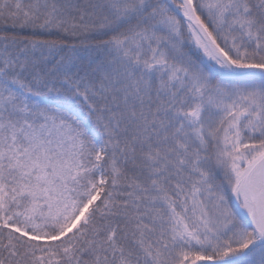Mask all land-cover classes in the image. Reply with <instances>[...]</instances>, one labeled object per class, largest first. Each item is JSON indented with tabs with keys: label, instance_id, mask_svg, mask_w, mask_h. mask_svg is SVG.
I'll return each mask as SVG.
<instances>
[{
	"label": "snow or ice",
	"instance_id": "snow-or-ice-1",
	"mask_svg": "<svg viewBox=\"0 0 264 264\" xmlns=\"http://www.w3.org/2000/svg\"><path fill=\"white\" fill-rule=\"evenodd\" d=\"M0 264H264V0H0Z\"/></svg>",
	"mask_w": 264,
	"mask_h": 264
},
{
	"label": "trees",
	"instance_id": "trees-1",
	"mask_svg": "<svg viewBox=\"0 0 264 264\" xmlns=\"http://www.w3.org/2000/svg\"><path fill=\"white\" fill-rule=\"evenodd\" d=\"M79 2L84 4L87 2V0H79ZM72 43L76 44L75 56L78 63L80 62V60L86 62L89 57H95L97 55V53L92 52L83 46H80L77 41H70L66 46L65 51L62 52L61 55H72V53L67 50V48L70 47ZM70 107L74 110H78L84 118H87V112L83 110L79 104L73 103Z\"/></svg>",
	"mask_w": 264,
	"mask_h": 264
},
{
	"label": "rangeland",
	"instance_id": "rangeland-1",
	"mask_svg": "<svg viewBox=\"0 0 264 264\" xmlns=\"http://www.w3.org/2000/svg\"><path fill=\"white\" fill-rule=\"evenodd\" d=\"M74 112H77V113H79L80 114V112L78 111V110H74V109H72ZM81 115V114H80ZM82 116V115H81ZM83 117V116H82Z\"/></svg>",
	"mask_w": 264,
	"mask_h": 264
}]
</instances>
